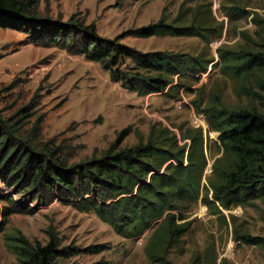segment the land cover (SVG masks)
I'll list each match as a JSON object with an SVG mask.
<instances>
[{"label":"trees","instance_id":"1","mask_svg":"<svg viewBox=\"0 0 264 264\" xmlns=\"http://www.w3.org/2000/svg\"><path fill=\"white\" fill-rule=\"evenodd\" d=\"M39 6L40 0H0V29L23 33L30 44L56 47L100 63L113 81L121 82L124 89L139 97L164 94L178 99V87L170 86L174 78L202 76L213 60L166 51L143 54L122 44L124 37H199L210 43L211 36L222 35L224 25L213 24L216 21L213 17V22H209V16L197 6L173 21L164 15L155 23L111 40L100 37L95 26H86L75 16L67 22L61 17L56 20L45 17ZM224 11L230 18L250 14L239 7ZM252 15L259 38L257 48L220 47V62L213 65L235 80L240 92L254 94L264 103V97L246 85L256 72H264V17ZM127 60L133 66L122 70L120 66ZM256 83L264 90L263 80ZM203 90L192 104L197 113L205 116L208 132L219 133L214 144L221 153L214 161L207 186H202V182L208 164L207 150H212L202 128L182 127L180 138L170 128L154 124L146 138L136 133L137 143L129 147H123V143L133 130L124 129L101 157L70 165L58 150L40 144L38 120L30 131H24V124H13L2 116L0 177L11 188L23 186L22 191L31 193L34 199L39 197L45 204L62 201L81 213H93L124 239H141L151 232L147 257L152 263L169 264L171 251L190 231L186 212L200 200L211 212L219 214L220 207L230 210L264 200V112L254 106L229 107L219 94L203 106ZM19 113L22 118L31 115L27 107ZM6 199L3 201L14 207V200ZM23 212L29 213L31 209ZM14 213L17 212L12 207H0L4 224ZM49 235L45 245H32L19 233L8 236L7 246L16 256L15 264H63L79 254L95 255L106 249L63 247L56 235L52 232ZM237 238L245 244L264 246L262 238L248 234ZM206 260L208 264H216L210 249ZM199 261L197 256L192 264ZM93 264L113 263L103 259Z\"/></svg>","mask_w":264,"mask_h":264},{"label":"rangeland","instance_id":"2","mask_svg":"<svg viewBox=\"0 0 264 264\" xmlns=\"http://www.w3.org/2000/svg\"><path fill=\"white\" fill-rule=\"evenodd\" d=\"M197 6L209 16V22L215 18L213 24H224L222 35L211 36L210 43L199 37L170 35L146 39L127 36L121 43L143 54L166 51L213 60L204 77L174 78L170 86L178 87L179 98L184 96L192 102L204 89L203 106L219 94L229 107L254 106L264 112V103L259 97L240 92L235 80L224 76L220 67L213 65L220 62V47L257 48L259 38L255 35L252 14L264 17V0H40L39 11L54 20L61 17L64 22L75 16L86 26H95L100 37L113 40L155 23L164 15L173 21ZM234 7L250 14L227 17L224 10ZM130 66L132 62L127 60L120 68L127 70ZM260 80L264 81V72H256L246 85L264 97V90L256 83ZM176 100L164 94L139 97L124 89L121 82L113 81L100 63L56 47L30 44L25 34L0 29V116L13 124L21 122L24 131H30L39 121L40 144L58 150L70 165L101 157L118 134L128 128L133 131L123 147L137 143L136 133L146 138L154 124L170 128L181 138V128L194 127V123L188 109H176ZM23 107L28 108L30 117L22 118L19 111ZM203 130L212 150H207L208 164L202 182V186H207L214 161L221 153L214 144L219 133L208 132L206 120ZM22 190L23 186L11 188L0 177V207H12L17 212L5 224L0 215V264L17 262L7 246L8 236L19 233L32 245H45L50 239L49 232L56 235L63 247L106 248L95 255L79 254L63 264H93L103 259L113 264H157L146 254L151 232L141 239L127 240L116 235L112 227L93 213H81L62 201L45 204L39 197L34 199L31 193ZM5 198L13 199L14 207L4 202ZM28 209L31 212H23ZM220 210L221 214L213 213L200 200L186 212L190 231L171 251L169 264H192L197 256L200 257L198 264H208L209 249L216 264H264V246L245 244L237 238L248 234L264 239V200L230 210L220 207Z\"/></svg>","mask_w":264,"mask_h":264},{"label":"built area","instance_id":"3","mask_svg":"<svg viewBox=\"0 0 264 264\" xmlns=\"http://www.w3.org/2000/svg\"><path fill=\"white\" fill-rule=\"evenodd\" d=\"M201 75L203 77L205 76V74H201ZM175 107L178 111L188 109L192 115L194 128H204L205 116L203 114H197L193 104L189 102L184 96H181V98L175 101Z\"/></svg>","mask_w":264,"mask_h":264},{"label":"clouds","instance_id":"4","mask_svg":"<svg viewBox=\"0 0 264 264\" xmlns=\"http://www.w3.org/2000/svg\"><path fill=\"white\" fill-rule=\"evenodd\" d=\"M178 99H179V98H178ZM178 99H177V100H178ZM191 103H192V102H191ZM193 106H194V105H193ZM194 108H195V107H194ZM195 110H196V109H195ZM196 112H197V111H196ZM197 114H199V113H197ZM205 120H206V118H205ZM206 122H207V121H206ZM193 128H194V127H193ZM202 129H203V128H202ZM203 131H204V130H203Z\"/></svg>","mask_w":264,"mask_h":264}]
</instances>
